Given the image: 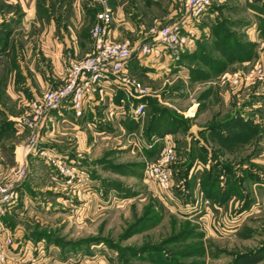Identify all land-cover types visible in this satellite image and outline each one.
<instances>
[{
  "label": "rangeland",
  "instance_id": "rangeland-1",
  "mask_svg": "<svg viewBox=\"0 0 264 264\" xmlns=\"http://www.w3.org/2000/svg\"><path fill=\"white\" fill-rule=\"evenodd\" d=\"M49 1V6H39L40 16L57 18L63 9ZM5 2L0 0L2 47L10 38L9 29L22 18L18 3ZM107 2L112 8L111 0ZM172 2L177 10L172 19L164 20L167 24L182 20L185 0H128L125 7L133 18L138 11L146 13L141 18L143 31L140 36L137 30L130 32L118 42L129 40L136 47L152 26L167 25L151 24L149 19L166 16L163 13ZM260 7L264 0H212L199 20L187 22L196 31L191 30L195 44L190 49L167 47L152 62L154 66H140L134 57L131 72L150 88L149 98L187 124L170 133V138L156 137L151 143L144 135L148 114L142 130L126 133L121 131L122 120L110 121L102 130L94 128V136L89 134L86 140L89 149L83 145L81 155L75 151L78 141L70 139L67 143L75 145V153L64 161L85 171L77 173L72 182L57 169V153L42 144L47 121L37 132L38 142L30 145L31 130L19 132L16 121L28 107L20 110L11 121L15 132L25 134L26 139L24 159L14 172L23 167L25 175L19 181L14 176L9 183L14 184L17 199L0 207V234L8 228L16 242L0 264H264V83L247 87L221 83L224 72L264 64ZM95 23L93 17L86 20V31ZM216 29L236 32L242 42H253L252 58L234 61L220 75L195 80L191 70L201 64L188 54L196 52L198 41L205 39L204 54L219 56L213 52ZM14 55H0L2 87L10 82L14 65L19 68ZM4 102L20 106L7 98ZM229 119L236 120V128L229 129ZM201 126L206 128L199 131ZM167 145L175 149L177 160L172 165V187L161 191L145 177L144 170ZM212 167L217 169L219 183L215 198L203 186ZM230 185L234 188L229 189ZM145 246L159 251L137 252Z\"/></svg>",
  "mask_w": 264,
  "mask_h": 264
},
{
  "label": "crops",
  "instance_id": "crops-1",
  "mask_svg": "<svg viewBox=\"0 0 264 264\" xmlns=\"http://www.w3.org/2000/svg\"><path fill=\"white\" fill-rule=\"evenodd\" d=\"M12 1L14 4H19L22 18L18 25L9 29L11 33L7 45L2 47L0 44V55L7 57L10 54L12 56L15 54V63L19 64V68L16 67L18 70L15 69L14 65L10 82L5 83L3 87L0 85V99L3 100L1 97L4 98V101L6 98L10 99L20 106H8L6 102L0 100V122L5 118L15 119L20 114V110H25L28 107L27 104L31 99L40 96L46 89L55 88L63 83L68 72L70 58H79L91 51L92 39L90 32H87L84 27L85 22L90 17L96 20L97 12L102 9L99 4L93 5V0H52L57 2V5L63 9L57 17L60 19L58 21L53 16L50 18L40 16L39 6H49V0ZM152 1L155 3L156 0ZM110 3L114 12L110 37L116 41H122L128 38L127 34L136 30L139 31L137 35L140 36L144 24L141 18L146 13L143 14L138 11V17L133 18L132 12L125 7L128 0L125 2L123 0H111ZM171 4L173 5L168 9L169 11L163 13L166 16L153 15L149 22L151 24H167L164 20L172 19L177 10L174 2ZM260 12L264 17V7H260ZM187 29L196 32L189 25H187ZM1 33L3 32L0 31V39ZM136 59L140 66L142 64L154 66L152 62L158 61L147 57ZM132 60L130 62L131 71L135 67ZM139 69L140 72L150 74L149 70L147 72L146 69L142 70L143 68L140 67ZM112 87L113 85L107 84L105 90L109 93ZM108 98L106 95L101 101L100 94L96 93L95 98L87 103L83 115L79 117L75 115V111L71 106H63L59 110L52 111L47 120V130L42 138L44 148L52 149L58 157L66 160L75 151L78 153L77 155H81L80 150L83 145L84 150L89 149L87 147L89 143L86 140L89 141V134L94 136V128L101 126L102 130L103 127L106 128L110 125L108 124L110 121L122 120L124 124L120 125L121 131L126 133V122L128 119L133 118L119 114V108L117 107L114 112H111ZM115 102H119L116 97ZM4 104L7 106H3ZM140 128L139 122L138 130ZM204 128L206 126H201L198 127V130L201 131ZM189 131H192V127ZM202 132L204 133V131ZM68 135H72L73 138H69ZM170 135H165L166 137L163 140L170 138ZM197 138H199L200 144L204 143L202 138ZM25 139V134H17L16 132L10 134L0 133V185L12 182V178L15 176V168L24 159L22 149H24ZM70 139L77 140L80 144L75 151V145L70 146V143H67ZM189 148L186 147V150H191ZM8 155H11V160H8ZM4 230V233L12 234L8 228Z\"/></svg>",
  "mask_w": 264,
  "mask_h": 264
},
{
  "label": "built area",
  "instance_id": "built-area-1",
  "mask_svg": "<svg viewBox=\"0 0 264 264\" xmlns=\"http://www.w3.org/2000/svg\"><path fill=\"white\" fill-rule=\"evenodd\" d=\"M99 4L96 23L91 28L92 50L83 58H70L68 72L63 83L55 88L46 89L40 96L32 99L26 113L16 118L19 132L31 130L30 145L38 142L37 132L48 120L52 111L63 106H71L77 117L82 116L86 105L100 94V100L108 96L111 112L119 108V114L129 116L140 122L141 130L148 114V102L142 100L151 95V90L130 70V62L134 57L157 59L167 47L190 49L195 43L194 34L187 29L190 19L199 20L210 8L212 0H185L183 4V18L180 21L161 26H152L148 36L134 47L129 40L114 41L110 38L111 26L114 21L113 9L107 0H93V5ZM264 83V64L256 63L246 70L227 71L221 75V83L233 86L247 87L252 83ZM113 85L108 93L105 85ZM122 92L118 103L115 97ZM46 125V124H45ZM138 133V132H137ZM133 135H137L133 133ZM31 149V148H30ZM29 149V150H30ZM175 149L167 145L156 160L148 161L144 175L157 184L161 191L172 187L174 171L172 165L176 163ZM60 173L69 177L72 182L78 170L75 165H67L63 158L54 160ZM25 168L15 172L18 181L25 175ZM18 197L14 184L0 185V207L11 204ZM15 238L10 233L0 234V262L7 258V251L15 246Z\"/></svg>",
  "mask_w": 264,
  "mask_h": 264
},
{
  "label": "trees",
  "instance_id": "trees-1",
  "mask_svg": "<svg viewBox=\"0 0 264 264\" xmlns=\"http://www.w3.org/2000/svg\"><path fill=\"white\" fill-rule=\"evenodd\" d=\"M4 3H6L5 0ZM262 30L264 33V18L262 19ZM215 35L217 37V40L214 42L213 52H219V56L213 54H204L203 43H208L205 39L203 41H198L199 46L196 52L188 54V57H190L191 60L198 61V63L201 64L200 67L197 66L196 69L192 68L191 70L194 77L193 79L195 80H206L214 75H220L226 70L228 65L232 64L234 61L241 62L250 60L252 58L254 51L253 47L255 45L253 42H242L237 38L236 32H232L229 30H223L221 32L216 29ZM182 57H186V55L183 54ZM122 95L123 93L119 92L116 100L120 101ZM142 100L148 102V115L150 116V118L148 124H146V126L144 127V135L149 142L153 143L156 137H164L167 134L177 132L178 129L180 130L182 128L183 123L187 124V120L179 115H176L174 113H170V115H168V112L170 111L167 110V108L160 107L158 104H156V101L154 99L147 97ZM233 122L236 123V120L229 119L226 122V124L229 125L230 130H232L231 128L237 127L236 124H233ZM138 128L139 122L135 121L134 119H128V121L126 122L127 131H133ZM14 132L15 130L13 128V122L11 120L5 118L0 122V133L10 134ZM220 133L222 134L223 130H221ZM229 135L225 136V138H229ZM118 168L120 169L123 167L118 166ZM216 171L217 169L215 167L210 168V170H208V177L203 182V186H205L204 189L208 193V196H210L211 198H215L217 196L215 190L218 189L219 183L216 176L218 173H216ZM232 188H234V186L230 185L229 189ZM229 189L228 191H230ZM179 238L180 236L177 237V239ZM157 251L159 250L155 247L145 246L137 252L153 253Z\"/></svg>",
  "mask_w": 264,
  "mask_h": 264
}]
</instances>
